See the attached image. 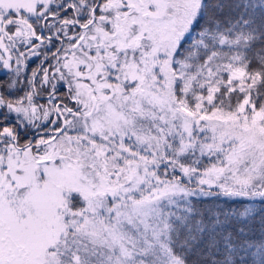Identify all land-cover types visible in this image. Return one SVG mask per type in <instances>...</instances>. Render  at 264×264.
Returning <instances> with one entry per match:
<instances>
[{"label": "snow or ice", "instance_id": "snow-or-ice-1", "mask_svg": "<svg viewBox=\"0 0 264 264\" xmlns=\"http://www.w3.org/2000/svg\"><path fill=\"white\" fill-rule=\"evenodd\" d=\"M0 64V264H264V0H0Z\"/></svg>", "mask_w": 264, "mask_h": 264}, {"label": "trees", "instance_id": "trees-1", "mask_svg": "<svg viewBox=\"0 0 264 264\" xmlns=\"http://www.w3.org/2000/svg\"><path fill=\"white\" fill-rule=\"evenodd\" d=\"M203 199H205L206 201H211V200H213V199H215V198H203ZM223 199L224 198H221V201L220 202H222L223 201ZM237 201H238V203L236 204V206L237 207H239V204L240 203H243V204H251V205H253L257 210H259L260 208H261V206H262V204H261V201H260V199L259 198H256V199H254V200H250V199H248V198H235ZM259 232H257L256 233V238L258 239L259 238ZM251 251H255V249H251Z\"/></svg>", "mask_w": 264, "mask_h": 264}, {"label": "flooded vegetation", "instance_id": "flooded-vegetation-1", "mask_svg": "<svg viewBox=\"0 0 264 264\" xmlns=\"http://www.w3.org/2000/svg\"><path fill=\"white\" fill-rule=\"evenodd\" d=\"M53 6H55V5H53ZM38 63H39V59H38V58H33V59L30 61V68H29V70L25 73V75L30 74V69L33 68V67H35ZM13 67H15V66H13ZM0 68H2V64H0ZM5 70H6V71H0V81L7 80V79H9V77H10L11 70H7V69H5ZM13 91H14V90H13ZM60 91L63 92V91H65V89H64L63 87H61ZM41 102H43V101H41ZM12 115L14 116L15 114H12Z\"/></svg>", "mask_w": 264, "mask_h": 264}, {"label": "rangeland", "instance_id": "rangeland-1", "mask_svg": "<svg viewBox=\"0 0 264 264\" xmlns=\"http://www.w3.org/2000/svg\"><path fill=\"white\" fill-rule=\"evenodd\" d=\"M13 66H15V65H13ZM0 71H6L5 69H3V68H0Z\"/></svg>", "mask_w": 264, "mask_h": 264}]
</instances>
